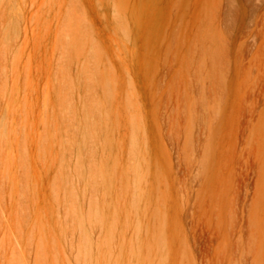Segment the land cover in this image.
Listing matches in <instances>:
<instances>
[{"label": "rangeland", "instance_id": "obj_1", "mask_svg": "<svg viewBox=\"0 0 264 264\" xmlns=\"http://www.w3.org/2000/svg\"><path fill=\"white\" fill-rule=\"evenodd\" d=\"M0 264H264V0H0Z\"/></svg>", "mask_w": 264, "mask_h": 264}]
</instances>
